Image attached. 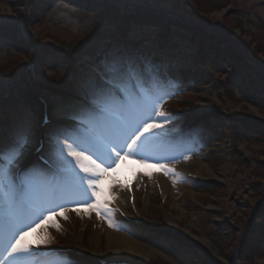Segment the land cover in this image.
Wrapping results in <instances>:
<instances>
[{"label": "rangeland", "instance_id": "1", "mask_svg": "<svg viewBox=\"0 0 264 264\" xmlns=\"http://www.w3.org/2000/svg\"><path fill=\"white\" fill-rule=\"evenodd\" d=\"M40 3L0 0V28L17 29L29 43L25 52L9 41L0 45V100L10 83L28 82L57 121L56 129L47 130L46 136L75 131L74 126L73 130L67 128L66 121L73 119L80 106L73 100L54 99L60 95L58 89L86 94L87 86L106 64L130 56L142 69L145 95L152 96L148 102L155 101L153 108L166 114L160 117L153 111V118L164 127L143 153L146 164L138 156L129 157L118 171L100 178L112 191L99 217L114 226L109 232L119 231L129 239L135 248L130 260L142 259L145 264H264V136L245 130L264 125V102L249 103L240 89L227 88V80L236 78L230 66L215 70L207 64L203 68L191 64L194 48L203 38L198 37L193 45L186 38L172 37L176 29L185 31L176 25L167 30L166 18L164 25L154 23L158 27L131 23L118 41L129 43L125 48L115 41L119 36L115 26H108L101 15L84 13L82 7L67 0L51 1L45 11L35 9ZM102 7L114 14L129 7L134 16L159 12L177 17L175 21L181 25L191 21L204 24L241 50L254 69L264 71V0H104ZM161 34L172 40L157 49L153 39ZM165 74L174 78L161 88L158 76ZM19 105L7 113L0 111V125L9 135L0 137V147L6 149L17 136L27 134L23 163L30 160L42 135L40 115ZM201 123L209 128L205 130ZM81 126L89 127L87 123ZM46 139L50 151L55 138ZM33 165L31 160L24 169ZM161 166L173 172L166 175ZM133 173L140 175V182L130 180ZM160 181L165 182V189ZM122 189L131 193V201ZM32 195L37 199L51 196L52 202L45 206L64 210V216L54 217L58 228L49 224L38 230L42 236L47 234L48 243L37 249V259L42 264H94L81 252L93 238L102 252L106 249L107 231L102 226L95 229L97 212L90 207L95 198L83 203L81 197L61 196L58 191L52 195L40 185ZM33 220L39 223L36 217ZM123 249L119 247L118 252ZM48 252L52 255L45 258ZM199 252L207 259L199 257ZM121 255L128 259L125 251Z\"/></svg>", "mask_w": 264, "mask_h": 264}, {"label": "snow or ice", "instance_id": "2", "mask_svg": "<svg viewBox=\"0 0 264 264\" xmlns=\"http://www.w3.org/2000/svg\"><path fill=\"white\" fill-rule=\"evenodd\" d=\"M155 103L146 100L142 69L131 58L116 57L87 86L73 116L89 127L55 136L48 169L36 165L20 168L29 143L27 134L17 136L6 149L0 147V264H42L37 249L46 245L48 238L38 230L49 224L58 228L54 217L64 216V210L57 212L45 206L52 202L51 196L35 198L32 193L37 185L52 191V195L58 191L61 196L81 197L83 203L95 198L90 207L100 214L109 198L100 178L118 171L129 157L138 156L139 162L146 164L143 153L160 136L158 130L164 125L153 118V111L160 117L166 114L154 109ZM117 112L120 116L113 119ZM161 167L166 175L173 172Z\"/></svg>", "mask_w": 264, "mask_h": 264}, {"label": "trees", "instance_id": "3", "mask_svg": "<svg viewBox=\"0 0 264 264\" xmlns=\"http://www.w3.org/2000/svg\"><path fill=\"white\" fill-rule=\"evenodd\" d=\"M39 1H41V3L37 6L35 5V9L45 11L46 5H49L51 1L55 2L56 0ZM67 1L76 3L77 5L82 7L81 10L84 13L97 16L101 15V20H108V26L114 25L117 29V32L119 33V36L115 37V41L117 43H119L118 41H122L123 39L121 37L122 30L124 29L128 32L130 30L131 23H134V25L140 27H158L155 26L154 23L158 24L162 22L164 25L165 23L163 21L165 20V18L168 19V24H165V27L169 25L167 27V30H169V27L177 26L185 31L184 33H182L181 30L176 29L175 34L172 37H179L182 39L186 38V40L190 41V43H192L193 45H196L195 41L196 39H198V37L203 38L200 40V43H197V48H195L196 57L194 64L196 67L203 68V66L207 64V66H213L212 69L216 70L221 65L227 67L230 66V69L233 70L232 74H236V78L227 80V88L230 90L240 89L241 92L247 97L249 103L257 104L258 102H264V71H262V69H254L252 64H250L248 58H246L245 54L241 50L237 49L229 40L219 34V32H216V30L213 31L209 26L200 23H192V21L191 23L188 22V24L181 25L175 21V19H178L177 17L169 15L166 16L165 14L159 12L150 15L141 14L134 16V12L131 11V8L129 7H124L122 8L123 11L114 14L109 9L102 7V2L104 0ZM121 19H123V21H121ZM123 23L124 25L121 27L120 25H122ZM16 40L19 42L16 43ZM171 40V38H169V40L168 38H163V35L161 34L160 38L155 39L153 42H156L155 44H160L159 47H162L164 44H168V42ZM7 41H9L10 44L15 45V47H17V49H19L20 51L25 52V49L29 48L28 41L25 39V37L23 38V36H21L17 32V29L4 26V29L0 28V45L6 43ZM119 44L124 45L127 43L123 41ZM239 74L240 77H237ZM41 91H43L42 88ZM3 95L6 96V93H4ZM10 95L11 96H9L8 98L9 102L13 100V102H16L17 104L23 103L24 106L28 109H31L32 111L34 109L35 111L36 101L33 98L32 93L28 87V82H24V85H22V87L17 85L16 92L12 91ZM245 130L246 132L254 136H264L263 125H258L255 128L245 127ZM198 256L202 257L203 259H207L206 255L201 254L200 252Z\"/></svg>", "mask_w": 264, "mask_h": 264}, {"label": "bare ground", "instance_id": "4", "mask_svg": "<svg viewBox=\"0 0 264 264\" xmlns=\"http://www.w3.org/2000/svg\"><path fill=\"white\" fill-rule=\"evenodd\" d=\"M183 171H185L187 174L189 173L188 170H185L184 169ZM133 179H137L138 182L141 181L140 175H138L137 173L130 174V180H133ZM159 185H160V187L162 189H165L167 187L166 184H165V182H163V181H160ZM103 187L106 189V192L108 193V196H110L111 195L110 192L112 191L111 186L108 183H105V184H103ZM122 190L125 192V189H122ZM125 194L128 195L129 200L131 201L132 200L131 193L130 192H125ZM125 194L123 192H120L121 198H126L124 196ZM107 201H110V199L108 198ZM93 219H94L95 225H96L95 229H98L99 230V228L101 226H103V228H105V230L107 231V244H106V249H105V252H102L99 249V247L97 246L96 239L93 238V240L90 241V245H89L88 249L86 250V253L87 254H90V255L98 256L101 259L107 260L109 262H115V261L116 262H121V261L134 262V261L130 260V258L132 257V255H133V253L135 251V248L133 247V245H131V242L129 241V239L126 236H124L119 231H116L115 233L109 232V231H111V229L114 226L112 225L110 227L109 224H106V222H104V220L102 218H100L98 214H95L93 216ZM118 222L119 223H123V221L122 220H119V219H118ZM119 247L120 248L123 247L124 248L123 251L118 252V248ZM124 251L127 253L128 259H124L123 260L120 257H122L121 254H123ZM104 255L107 256L108 258H105ZM138 263L145 264L146 262L145 261H142V259H141L140 261H138Z\"/></svg>", "mask_w": 264, "mask_h": 264}]
</instances>
